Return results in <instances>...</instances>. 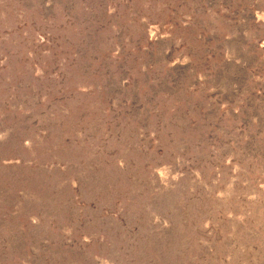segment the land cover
Wrapping results in <instances>:
<instances>
[{
  "label": "rangeland",
  "instance_id": "obj_1",
  "mask_svg": "<svg viewBox=\"0 0 264 264\" xmlns=\"http://www.w3.org/2000/svg\"><path fill=\"white\" fill-rule=\"evenodd\" d=\"M0 264H264V0H0Z\"/></svg>",
  "mask_w": 264,
  "mask_h": 264
}]
</instances>
